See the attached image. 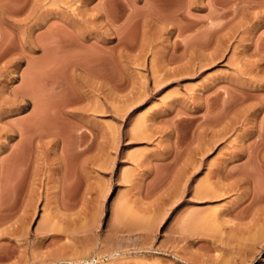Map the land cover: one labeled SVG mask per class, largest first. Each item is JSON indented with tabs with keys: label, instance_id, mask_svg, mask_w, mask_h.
<instances>
[{
	"label": "rangeland",
	"instance_id": "1",
	"mask_svg": "<svg viewBox=\"0 0 264 264\" xmlns=\"http://www.w3.org/2000/svg\"><path fill=\"white\" fill-rule=\"evenodd\" d=\"M0 264H264V0H0Z\"/></svg>",
	"mask_w": 264,
	"mask_h": 264
}]
</instances>
